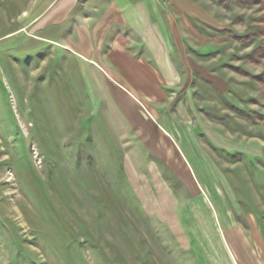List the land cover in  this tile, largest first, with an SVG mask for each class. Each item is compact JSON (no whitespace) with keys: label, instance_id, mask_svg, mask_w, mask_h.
<instances>
[{"label":"rangeland","instance_id":"374dc122","mask_svg":"<svg viewBox=\"0 0 264 264\" xmlns=\"http://www.w3.org/2000/svg\"><path fill=\"white\" fill-rule=\"evenodd\" d=\"M154 1L169 78L129 95L0 0V264H264V11Z\"/></svg>","mask_w":264,"mask_h":264},{"label":"crops","instance_id":"0c3cea01","mask_svg":"<svg viewBox=\"0 0 264 264\" xmlns=\"http://www.w3.org/2000/svg\"><path fill=\"white\" fill-rule=\"evenodd\" d=\"M158 9L154 0H32L19 14L42 29L46 27L42 24L53 28L72 19V34L67 35L65 45L111 77L120 92L130 95L145 93L139 88L154 83V77L169 78L163 61L160 64L156 59L167 46L162 21L156 17ZM135 46L152 55L160 74L135 55L131 50Z\"/></svg>","mask_w":264,"mask_h":264},{"label":"trees","instance_id":"16d2710c","mask_svg":"<svg viewBox=\"0 0 264 264\" xmlns=\"http://www.w3.org/2000/svg\"><path fill=\"white\" fill-rule=\"evenodd\" d=\"M232 1L235 4H237L241 7H244V8L259 6L260 10L264 11V0H232ZM260 21L264 22V16L262 17V19ZM257 33H258V36H261L264 38V26L261 27ZM228 34L231 38H234L235 40L240 41V42H242L243 39L251 40V38L255 37V35H249L248 37L243 38V37L233 36V35H231L232 33H228ZM263 58H264V39H262L259 46L256 49H254V51L250 55L246 56L245 59L247 61L253 63V64H256V63L260 62V60H262ZM230 69L233 70L234 72H237V73L243 75V76H249V74H247L242 69H239V68H230ZM253 79L260 86L261 95L264 98V72L258 76L253 77ZM246 118L249 120H257L259 123L264 125V115L256 114L253 117L246 116Z\"/></svg>","mask_w":264,"mask_h":264}]
</instances>
